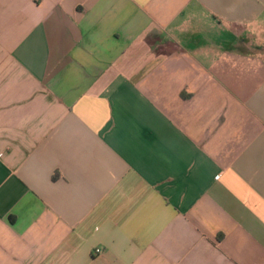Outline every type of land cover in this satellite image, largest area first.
Segmentation results:
<instances>
[{"label":"crops","instance_id":"obj_1","mask_svg":"<svg viewBox=\"0 0 264 264\" xmlns=\"http://www.w3.org/2000/svg\"><path fill=\"white\" fill-rule=\"evenodd\" d=\"M0 264H264V0H0Z\"/></svg>","mask_w":264,"mask_h":264},{"label":"built area","instance_id":"obj_2","mask_svg":"<svg viewBox=\"0 0 264 264\" xmlns=\"http://www.w3.org/2000/svg\"><path fill=\"white\" fill-rule=\"evenodd\" d=\"M101 253V249H95V254L99 255Z\"/></svg>","mask_w":264,"mask_h":264}]
</instances>
